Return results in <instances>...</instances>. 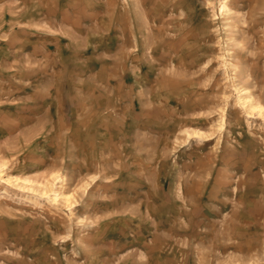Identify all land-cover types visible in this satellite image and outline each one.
Masks as SVG:
<instances>
[{"label":"rangeland","instance_id":"rangeland-1","mask_svg":"<svg viewBox=\"0 0 264 264\" xmlns=\"http://www.w3.org/2000/svg\"><path fill=\"white\" fill-rule=\"evenodd\" d=\"M0 264H264V0H0Z\"/></svg>","mask_w":264,"mask_h":264}]
</instances>
